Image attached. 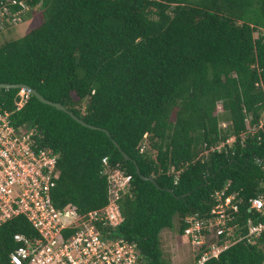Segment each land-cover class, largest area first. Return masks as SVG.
<instances>
[{
	"label": "trees",
	"instance_id": "1",
	"mask_svg": "<svg viewBox=\"0 0 264 264\" xmlns=\"http://www.w3.org/2000/svg\"><path fill=\"white\" fill-rule=\"evenodd\" d=\"M18 1L11 12L22 8ZM24 1L30 10L21 15L38 9L40 21L0 43V82L27 84L109 132L34 95L17 108L20 89L0 88V110L59 154L58 208L83 213L107 203L106 157L111 170L130 175L118 200L123 220L113 230L136 243L144 264H169L160 231L176 219L183 235L186 216H213L214 193L224 186L243 199L226 223H238L231 240L248 232L249 220L264 219L248 211V200L264 194V0ZM10 19L0 16V34ZM16 232L34 235L24 216L2 224V264ZM250 239L205 264H264V234Z\"/></svg>",
	"mask_w": 264,
	"mask_h": 264
},
{
	"label": "built area",
	"instance_id": "2",
	"mask_svg": "<svg viewBox=\"0 0 264 264\" xmlns=\"http://www.w3.org/2000/svg\"><path fill=\"white\" fill-rule=\"evenodd\" d=\"M0 3V16L11 15L13 21L30 9L24 0L18 1L22 8L15 12L8 5L16 0ZM19 92L17 108L29 97L23 89ZM21 128L12 123L10 112L0 110V226L14 217L24 216L34 229V235L13 234L17 245L8 254L9 264H144L136 243L119 237L113 230L123 220L118 200L127 191L130 175L119 169L111 170L103 157L108 181L107 203L83 213L71 204L58 208L52 200V188L59 175L56 166L59 154L39 145L33 128L30 131ZM233 139L231 136L212 149L220 150ZM226 190L224 186L215 191L213 216L203 220L193 215L184 218L187 222L184 235L194 246L193 264H205L242 238L251 240L264 234V219L249 220L248 232L244 235L239 232V237L231 240L238 223L229 226L226 223L236 218L243 199L237 197V192ZM251 210L264 218V194L248 200V211ZM220 234L227 235L224 242L209 240V236Z\"/></svg>",
	"mask_w": 264,
	"mask_h": 264
},
{
	"label": "rangeland",
	"instance_id": "3",
	"mask_svg": "<svg viewBox=\"0 0 264 264\" xmlns=\"http://www.w3.org/2000/svg\"><path fill=\"white\" fill-rule=\"evenodd\" d=\"M35 13L33 17L21 15L16 16L13 21L12 16L10 19V26L5 28L0 34V43L4 39L18 37L28 32L32 27L36 26L40 21L39 11ZM21 92H19L20 94ZM219 107V106H218ZM220 107L218 108V110ZM220 114V113H219ZM220 121V125L227 124V121ZM21 131H30L27 126H22ZM233 141V140H231ZM161 248L164 256L168 259L169 264H193V251L194 246L191 245L186 235H180L177 231V222L174 220L173 227L165 228L160 231L159 234Z\"/></svg>",
	"mask_w": 264,
	"mask_h": 264
},
{
	"label": "water",
	"instance_id": "4",
	"mask_svg": "<svg viewBox=\"0 0 264 264\" xmlns=\"http://www.w3.org/2000/svg\"><path fill=\"white\" fill-rule=\"evenodd\" d=\"M0 88H5V89H9V88H18V89H23L24 91H26L29 95H34L39 101H41L42 103L51 105L53 107H55L58 110L64 111L66 113H68L74 120H76L77 122H79L80 124L87 126L89 128L92 129H102L103 131H105L108 135L109 132L108 130H106L105 128H100V127H96L94 125L88 124L86 123L82 118L78 117L77 115H75L72 111L68 110L62 103L60 102H55V101H51L46 99L45 97H43L38 91H36L34 88H31L29 85L27 84H22V83H8V82H0ZM113 143L115 144V146L119 147L118 143L115 140H112ZM121 151V149H120ZM123 154V157L125 159H128V155L126 153H124L123 151H121ZM136 172L140 173L138 166L136 165ZM140 177L142 179L145 180H150L154 182V179L152 177H148V176H144L140 174Z\"/></svg>",
	"mask_w": 264,
	"mask_h": 264
},
{
	"label": "clouds",
	"instance_id": "5",
	"mask_svg": "<svg viewBox=\"0 0 264 264\" xmlns=\"http://www.w3.org/2000/svg\"><path fill=\"white\" fill-rule=\"evenodd\" d=\"M30 10V9H29Z\"/></svg>",
	"mask_w": 264,
	"mask_h": 264
}]
</instances>
